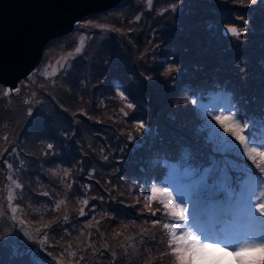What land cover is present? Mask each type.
I'll return each mask as SVG.
<instances>
[{
    "label": "rangeland",
    "instance_id": "1",
    "mask_svg": "<svg viewBox=\"0 0 264 264\" xmlns=\"http://www.w3.org/2000/svg\"><path fill=\"white\" fill-rule=\"evenodd\" d=\"M109 13L87 18L91 25H75L73 33L53 42L27 86V78L18 83V93L5 96L6 87L0 86V160L12 164L0 165V241H4L0 264L36 260L57 264L54 256L60 264H175L169 254V232L162 227L171 218L162 215L155 201L152 210L161 211L152 216L143 197L153 184L166 187L173 196L184 195L191 211L195 198L189 189L199 174L190 169L198 165L202 171L209 165L210 145L203 125L213 108L246 110L256 117V130L250 131L258 141L264 140V128L257 125L264 109V0H154L151 7L147 0H126ZM101 22L111 30L92 26ZM225 25L245 30L226 39ZM81 34L84 52L71 61L67 72L44 79L39 73L45 64L74 54ZM169 67L175 70L168 71ZM207 87L231 91L235 103L217 96L204 106L192 94ZM118 90L135 109L125 107ZM121 108L129 115H122ZM137 119L149 126L140 135ZM5 135L7 141L2 139ZM49 143L54 145L51 152ZM189 145L193 158L185 161L182 149ZM12 146L15 153L4 152ZM65 168L71 170L68 177ZM13 180L22 187L16 188ZM43 192L49 196L40 195ZM9 193L21 205L17 221L10 216ZM84 199L89 201L87 207ZM60 200L64 204L53 211ZM82 207L84 217L79 215ZM202 215L199 226L207 235L208 229L214 232L215 222L208 228L204 221L220 216L216 220L224 223L217 231L222 237L208 236L222 241L253 227L264 228L242 213L205 210ZM154 219L161 224L153 226ZM97 221L98 231L86 227ZM49 223L51 249L37 231ZM176 243L182 245L179 232ZM69 245L75 256L68 254ZM213 255L220 264H235L230 255Z\"/></svg>",
    "mask_w": 264,
    "mask_h": 264
},
{
    "label": "snow or ice",
    "instance_id": "2",
    "mask_svg": "<svg viewBox=\"0 0 264 264\" xmlns=\"http://www.w3.org/2000/svg\"><path fill=\"white\" fill-rule=\"evenodd\" d=\"M153 3L154 0H147L149 7ZM135 19L139 20L140 17L136 16ZM244 23L246 25L247 21L245 20ZM91 24L92 21L76 22L77 28ZM92 26L99 28L101 31L111 30L103 22ZM225 27L227 33L233 36H239L245 30L244 28L237 30L233 25H225ZM84 47L85 36L81 34L79 45L75 47L74 54L69 53L67 56L57 59L54 65L45 64L43 71L39 74L44 79H49L58 76L62 71L67 72L68 68L72 66L71 61L75 60L77 55L84 52ZM49 67L52 68L51 72L48 71ZM174 70L175 68L173 67H169L168 69V71ZM36 74L37 69L30 72L24 86H27V82L31 81L32 77ZM246 75L245 73V77ZM145 79H151V77L146 76ZM19 91V86L15 88L6 87L4 95L9 96ZM117 94L122 101H125L127 109H135L136 106L128 101V97L124 91L118 90ZM28 102L25 100V103ZM192 103L196 104L197 101L194 99ZM119 111L124 116L129 115L124 108H121ZM224 113H228V115ZM28 114L30 116L33 115L31 108ZM36 118H40V113H36ZM258 118L264 121V109H261ZM205 119L206 123L203 125V128L207 131L206 142L210 145L209 151L211 155L208 157L210 163L202 171L199 168L190 169L192 174H199V180L193 183L189 189V195L195 198L191 211L188 208L189 201L184 199V195L177 194V196H173V192L169 191L168 188L157 187L155 184L151 186L149 194L145 195L143 199L148 201L147 207L151 211L152 216L155 217L161 211L160 208L152 210L151 203L155 201L163 209L162 215L166 218H171L168 222H164L162 227L169 232V254L174 256L175 264H220L219 259L213 255L215 253L234 257L235 264H264V228L234 233L230 239L222 241L210 238L198 223L205 210L209 212H216L218 210L225 213H242L249 221L256 224H264V140L258 141L250 131V128L255 124L256 117L250 116L246 110L241 111L239 108L229 106L226 108H213L207 111ZM148 127L143 119L135 120L137 135L144 133L148 130ZM2 139L7 141L8 137L5 135ZM128 139H134L131 132L128 133ZM46 147L51 152L54 145L49 143ZM16 151L17 149L14 146L11 147L10 152L8 149L4 150L9 155ZM217 154L224 158H217ZM2 155L3 153H0V156ZM229 156L238 162L227 159ZM192 158L193 151L191 146L184 147L182 149V159L188 161ZM0 165L12 167V164L6 159L0 160ZM70 171V169L65 168L64 176L68 177ZM89 176L91 177V173H89ZM13 183L16 188L22 187L15 180H13ZM71 187L72 183H69L68 188L70 189ZM85 187H90V185H85ZM40 195L47 197L49 193L43 192ZM178 199L180 200L179 203H177ZM61 204H64V200L56 203V208L53 211L58 210ZM83 204L87 207L89 201L84 199ZM20 207V203L18 201L14 203L13 196L9 193L8 208L10 209V216L13 221H17L16 213ZM92 210H95V205L92 206ZM8 214L5 212V215ZM79 215L81 217L87 215L84 207L80 209ZM64 220H68L66 215ZM173 221L176 222L173 223ZM18 222L22 226L25 225L24 219H19ZM99 223L100 221H97L96 225L88 224L86 227H96L98 231ZM151 223L155 226L161 224V221L154 219ZM52 227L53 224L49 223L43 224L41 229H37L42 234L41 242L46 244L49 249L53 245L48 242L47 230ZM178 232L180 233L182 245L176 243ZM24 236L31 239L28 232H24ZM3 243L4 241H0V245ZM174 244L176 245L175 247H173ZM67 251L71 256L76 255L75 252L71 251V245H69ZM105 251L107 252V245H105ZM112 256H115V253H112ZM53 258L56 259L57 264H60L59 257L54 256ZM22 264H49V262L36 260L22 262Z\"/></svg>",
    "mask_w": 264,
    "mask_h": 264
},
{
    "label": "water",
    "instance_id": "3",
    "mask_svg": "<svg viewBox=\"0 0 264 264\" xmlns=\"http://www.w3.org/2000/svg\"><path fill=\"white\" fill-rule=\"evenodd\" d=\"M124 0H0V86L17 87L43 52L77 21L114 11ZM226 39L233 35L222 32Z\"/></svg>",
    "mask_w": 264,
    "mask_h": 264
},
{
    "label": "trees",
    "instance_id": "4",
    "mask_svg": "<svg viewBox=\"0 0 264 264\" xmlns=\"http://www.w3.org/2000/svg\"><path fill=\"white\" fill-rule=\"evenodd\" d=\"M126 0H124V2H125ZM123 2V3H124ZM122 3V4H123ZM110 14V13H109ZM107 15V14H106ZM60 40H62V39H60ZM56 42V41H55ZM51 45V44H50ZM49 45V46H50ZM48 46V47H49ZM47 47V48H48ZM46 48V49H47ZM46 51V50H45ZM203 91V92H202ZM192 95H194L197 99H198V101L200 102V103H202L204 106H207V105H209L211 102H212V100L214 99V98H217V96L218 97H220V98H222V97H227V98H230L231 99V101H233V104L235 103L234 102V98H233V95H232V92L231 91H227V90H224V89H222L221 87H211V88H209V87H207V88H204V89H198V90H196V91H194L193 92V94ZM231 95H232V97H231ZM257 125L259 126V127H263L264 128V121H261V120H259L258 121V123H257ZM256 130V128L254 127V126H252L251 128H250V130L252 131V130ZM217 158H224V157H220L219 156V154H217ZM227 159H230V160H233V162H238V161H236V160H234L233 159V157H231V156H229V157H227ZM208 162L210 163V161H209V159H208ZM194 166V165H193ZM194 168H198V165H196ZM216 212H219L218 210L216 211ZM202 217H200V219H201ZM199 222H200V220H199ZM198 222V223H199ZM200 224V223H199Z\"/></svg>",
    "mask_w": 264,
    "mask_h": 264
}]
</instances>
